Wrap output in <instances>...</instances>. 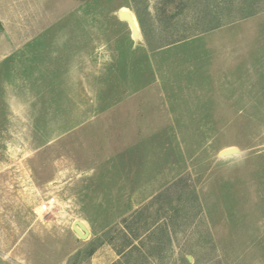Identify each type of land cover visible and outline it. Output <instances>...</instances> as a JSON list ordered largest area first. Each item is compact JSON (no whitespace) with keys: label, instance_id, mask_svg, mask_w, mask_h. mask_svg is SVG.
Segmentation results:
<instances>
[{"label":"rangeland","instance_id":"rangeland-1","mask_svg":"<svg viewBox=\"0 0 264 264\" xmlns=\"http://www.w3.org/2000/svg\"><path fill=\"white\" fill-rule=\"evenodd\" d=\"M0 264H264V0H0Z\"/></svg>","mask_w":264,"mask_h":264},{"label":"crops","instance_id":"crops-1","mask_svg":"<svg viewBox=\"0 0 264 264\" xmlns=\"http://www.w3.org/2000/svg\"><path fill=\"white\" fill-rule=\"evenodd\" d=\"M169 83H166V85L171 86L173 88H171L170 93H168V95H160L159 99H155V100H159V101H167L168 103H172L173 105L176 106V104L181 106V102L182 101H186L189 100L190 102H192L193 100L188 99V93L186 91H188V87L190 88L191 86L193 87L194 85H199L200 83L192 80V79H186V80H177V79H169ZM168 82V81H167ZM164 84L163 82L161 84H158V86ZM186 88V89H184ZM182 91L184 92V94L182 93ZM183 94V95H182ZM174 106V107H175ZM176 111H179L178 108L175 107ZM197 111V110H196ZM182 112V111H181ZM174 118H177L178 120L181 119V121L179 120L178 122H173L172 126H174L175 128L182 127V126H189L191 122V119H195L197 117H199V114L196 113H192V112H183L180 113L178 112V114H175L173 116ZM139 123L141 125H139V128L142 126L143 128H147V127H152V126H157L155 125H147L146 121L149 120V118L146 116L143 118H138ZM185 124V125H183ZM138 132H146L147 130H137ZM180 130H174V132H179ZM182 131V130H181ZM147 132H151V130L147 131ZM155 132V131H154ZM139 197V198H138ZM140 200V193L136 192V194L131 195V203H133V206L131 207V211H135V209L137 208L138 204L136 202H138ZM137 210V209H136ZM73 228V227H72Z\"/></svg>","mask_w":264,"mask_h":264},{"label":"water","instance_id":"water-1","mask_svg":"<svg viewBox=\"0 0 264 264\" xmlns=\"http://www.w3.org/2000/svg\"><path fill=\"white\" fill-rule=\"evenodd\" d=\"M119 17L123 20H126L130 27L132 28L133 31V35L134 37H138L139 36V31H137V28L139 30V26H138V22L136 20L137 26L135 27L134 25V21L130 15V13L128 12H124V11H120L119 12ZM136 19V18H135ZM237 152L236 150H230L228 152H226L225 154H230V153H235ZM224 154V155H225ZM73 231L81 238V239H87L89 237V231L87 230V228L85 227V225L82 222L76 221L73 225Z\"/></svg>","mask_w":264,"mask_h":264},{"label":"bare ground","instance_id":"bare-ground-1","mask_svg":"<svg viewBox=\"0 0 264 264\" xmlns=\"http://www.w3.org/2000/svg\"><path fill=\"white\" fill-rule=\"evenodd\" d=\"M123 11H124V12H128L127 10H123ZM128 13H129V12H128ZM130 15H131V17H132V19H133V21H134L133 23H134L135 27H138V26H137V23H136V19H135V17H134L133 14H131V13H130ZM137 31H139L138 28H137ZM79 222H80V221H79ZM82 223H83V222H82ZM83 224H84V223H83Z\"/></svg>","mask_w":264,"mask_h":264},{"label":"built area","instance_id":"built-area-1","mask_svg":"<svg viewBox=\"0 0 264 264\" xmlns=\"http://www.w3.org/2000/svg\"><path fill=\"white\" fill-rule=\"evenodd\" d=\"M49 210V206L48 205H43V207H41V211L45 212Z\"/></svg>","mask_w":264,"mask_h":264},{"label":"trees","instance_id":"trees-1","mask_svg":"<svg viewBox=\"0 0 264 264\" xmlns=\"http://www.w3.org/2000/svg\"><path fill=\"white\" fill-rule=\"evenodd\" d=\"M181 181H182V179H180ZM179 182V181H178ZM177 183V182H176ZM176 183H174V184H176ZM137 212V211H136ZM138 213V212H137ZM135 215H136V213H134Z\"/></svg>","mask_w":264,"mask_h":264}]
</instances>
